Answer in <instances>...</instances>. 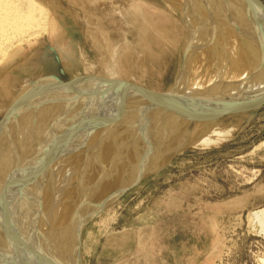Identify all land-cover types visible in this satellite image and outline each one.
<instances>
[{"label":"rangeland","instance_id":"1","mask_svg":"<svg viewBox=\"0 0 264 264\" xmlns=\"http://www.w3.org/2000/svg\"><path fill=\"white\" fill-rule=\"evenodd\" d=\"M38 1L49 11L47 31L10 46L0 59L1 134L35 121L43 102L69 84L126 86L156 103L171 99L161 94L175 81L180 84L171 92L182 93L184 64L189 59L193 64L199 51L186 60L190 25L176 2ZM257 1L264 12V0ZM261 64L245 88L231 91L213 108L231 128L227 138L173 148L168 160L123 185V191L119 180L104 193L115 197L77 226L76 263L264 264V231L251 216L264 207V60ZM199 84L192 92L207 93ZM91 92L88 88L87 95ZM168 102L163 108L172 107ZM137 134L134 129L123 140L124 150L113 159L117 167ZM90 185L86 188L93 190L98 181ZM76 191L68 190L66 205L81 200Z\"/></svg>","mask_w":264,"mask_h":264},{"label":"bare ground","instance_id":"2","mask_svg":"<svg viewBox=\"0 0 264 264\" xmlns=\"http://www.w3.org/2000/svg\"><path fill=\"white\" fill-rule=\"evenodd\" d=\"M170 1L176 2L190 25L186 60L199 51L193 64L185 60L182 93L171 92L180 84L175 81L161 94L174 98V104L168 99L170 109L163 108L167 100L156 103L126 86L115 89L82 82L54 91L52 100L43 102L34 114L36 120L26 127L9 136L0 133V264H78L72 257L78 227L94 208L101 209L112 198L104 193L117 188L119 180L123 183L118 189L123 191V185L168 160L173 148L229 136L230 126L221 124L213 108L231 91L245 88L263 64L264 12L257 0ZM48 12L38 0H0V59L10 46L47 31ZM207 55L214 58L207 60ZM200 81L207 93L195 94ZM134 129L138 136L117 167L113 159ZM92 181L98 185L86 188ZM72 189L81 200L66 205L63 200ZM251 216L264 231V207Z\"/></svg>","mask_w":264,"mask_h":264}]
</instances>
